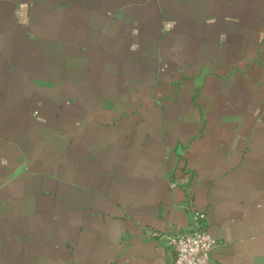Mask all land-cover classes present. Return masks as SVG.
Masks as SVG:
<instances>
[{
    "label": "crops",
    "instance_id": "1",
    "mask_svg": "<svg viewBox=\"0 0 264 264\" xmlns=\"http://www.w3.org/2000/svg\"><path fill=\"white\" fill-rule=\"evenodd\" d=\"M199 210L264 264V0H0V264H171Z\"/></svg>",
    "mask_w": 264,
    "mask_h": 264
},
{
    "label": "built area",
    "instance_id": "2",
    "mask_svg": "<svg viewBox=\"0 0 264 264\" xmlns=\"http://www.w3.org/2000/svg\"><path fill=\"white\" fill-rule=\"evenodd\" d=\"M172 186H177V182L174 181ZM207 223V214L199 210L192 214V226L189 230L172 234L148 230V234L171 250V264H217L213 252L221 241L208 232Z\"/></svg>",
    "mask_w": 264,
    "mask_h": 264
}]
</instances>
